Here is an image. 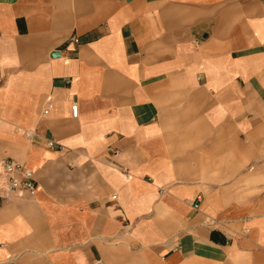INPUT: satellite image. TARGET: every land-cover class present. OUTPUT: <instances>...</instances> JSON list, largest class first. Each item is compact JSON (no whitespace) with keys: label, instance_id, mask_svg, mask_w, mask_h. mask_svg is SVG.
Here are the masks:
<instances>
[{"label":"crops","instance_id":"obj_1","mask_svg":"<svg viewBox=\"0 0 264 264\" xmlns=\"http://www.w3.org/2000/svg\"><path fill=\"white\" fill-rule=\"evenodd\" d=\"M0 155V264H264V0H0Z\"/></svg>","mask_w":264,"mask_h":264},{"label":"built area","instance_id":"obj_2","mask_svg":"<svg viewBox=\"0 0 264 264\" xmlns=\"http://www.w3.org/2000/svg\"><path fill=\"white\" fill-rule=\"evenodd\" d=\"M71 42H77L76 36L70 37ZM52 104L48 103L43 109V114H47ZM71 112L77 116V104L71 105ZM37 187V182L33 177V171L24 162L17 161L11 157L0 155V197L20 195L24 191L33 192Z\"/></svg>","mask_w":264,"mask_h":264}]
</instances>
